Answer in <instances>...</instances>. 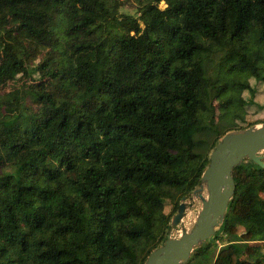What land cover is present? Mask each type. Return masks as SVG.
<instances>
[{
    "label": "trees",
    "instance_id": "1",
    "mask_svg": "<svg viewBox=\"0 0 264 264\" xmlns=\"http://www.w3.org/2000/svg\"><path fill=\"white\" fill-rule=\"evenodd\" d=\"M135 1L0 0V264H145L219 141L264 123L239 125L262 107L264 0ZM232 179L184 264H264V167Z\"/></svg>",
    "mask_w": 264,
    "mask_h": 264
},
{
    "label": "water",
    "instance_id": "2",
    "mask_svg": "<svg viewBox=\"0 0 264 264\" xmlns=\"http://www.w3.org/2000/svg\"><path fill=\"white\" fill-rule=\"evenodd\" d=\"M263 149L264 123L227 133L211 152L209 165L202 174L199 186L193 191L197 193L205 185L209 192L195 227L172 242H169V235L166 242L149 255L145 264L186 263L194 248L221 225L227 204L235 191L233 169L246 158L264 167V162L257 156ZM186 201L180 203L172 218V227L182 221L185 210L191 206Z\"/></svg>",
    "mask_w": 264,
    "mask_h": 264
},
{
    "label": "rangeland",
    "instance_id": "3",
    "mask_svg": "<svg viewBox=\"0 0 264 264\" xmlns=\"http://www.w3.org/2000/svg\"><path fill=\"white\" fill-rule=\"evenodd\" d=\"M137 5L138 4L135 0H122V5L120 7V13L138 17L140 14L136 8ZM160 7L164 8L165 4L163 2H161ZM83 19H84V15H82V14H77L75 17V21L77 23H80ZM20 81L21 80H17L16 82H10L2 90L3 91H9L12 88H14L17 83H20ZM250 82L252 85H254V86L256 85V82L253 79H251ZM257 85H259V84H257ZM243 96L246 99H248L249 95L245 92V93H243ZM254 99H256L258 104H261L262 107L258 108L256 105L247 106L246 112H245V117H244L245 121H244V123H239V125L245 126L248 124H252V123L264 120V89L262 90V92L260 94H258L257 96L255 95ZM214 105L216 107L215 120L217 121L223 112V103L219 100H216L214 102ZM257 156L264 162V149L259 151ZM201 165H202V162L197 161L194 168L192 169V173H191V177H190L191 184L195 185L198 183V174L200 172ZM200 191L201 190H199L197 193L192 192L191 195L189 196V197H191V199H187L186 202L190 203L191 206H188L187 209L185 210V216L183 217L182 221L176 227H173L171 229V231H170V237L171 238L177 239L180 236H182V233H184V232L188 233L195 227V225L198 221L199 213L201 211L204 200H207L208 194H209L206 186L202 187V191L201 192ZM196 195H198V196H196ZM170 211H171V205L169 202H167L165 204L164 212L168 214ZM239 231H241V229H239ZM217 243H218V245L220 244V242H217ZM262 245L263 246H261V247L264 248V244H262Z\"/></svg>",
    "mask_w": 264,
    "mask_h": 264
},
{
    "label": "bare ground",
    "instance_id": "4",
    "mask_svg": "<svg viewBox=\"0 0 264 264\" xmlns=\"http://www.w3.org/2000/svg\"><path fill=\"white\" fill-rule=\"evenodd\" d=\"M204 186H205V185H204ZM204 186H203V187H204ZM201 191H202V190H201ZM201 191H200V192H201ZM201 195H202V194H201ZM196 196H198V195H196ZM204 201H206V200H204ZM184 234H185V232L182 233V236H183ZM174 240H175V238H171V237L169 238V242H172V241H174Z\"/></svg>",
    "mask_w": 264,
    "mask_h": 264
}]
</instances>
